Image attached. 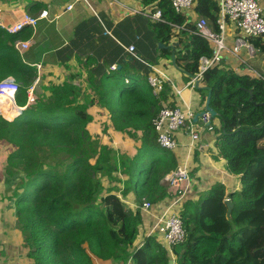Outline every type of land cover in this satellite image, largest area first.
Segmentation results:
<instances>
[{"label": "trees", "instance_id": "obj_1", "mask_svg": "<svg viewBox=\"0 0 264 264\" xmlns=\"http://www.w3.org/2000/svg\"><path fill=\"white\" fill-rule=\"evenodd\" d=\"M139 1L161 9L163 20L149 19V26L158 42L177 40L175 65L187 83L198 73L200 58L213 55L211 44L193 33V18L176 12L169 0ZM193 9L217 28L220 0H195ZM23 31L10 33L0 25V80L13 75L20 82L16 106H26L15 119L0 109V146L7 162L5 192L14 201L29 260L170 264L174 256L175 264H264L263 77L224 62L203 73L195 90L204 102L207 87L211 90L210 104L217 112L212 121L219 122L213 131L216 158L240 178V188L227 194L218 183L197 202L185 201L179 208L187 230L184 243L169 250L155 235H146L135 246L143 213L124 198L133 193L139 202L161 203L170 197L165 177L178 167L175 151L160 145L152 123L162 101L174 95L173 88L166 83L156 97L147 64L142 72L127 60L99 75L94 71L98 61L89 57L85 66L93 95L86 101H79L83 90L73 77L49 85L47 92L35 89V101L28 103L38 71L16 47L30 36ZM263 36L253 39L262 53ZM158 50L172 58L171 48ZM226 198L234 203L229 217Z\"/></svg>", "mask_w": 264, "mask_h": 264}, {"label": "crops", "instance_id": "obj_2", "mask_svg": "<svg viewBox=\"0 0 264 264\" xmlns=\"http://www.w3.org/2000/svg\"><path fill=\"white\" fill-rule=\"evenodd\" d=\"M261 4L264 8V0H261ZM69 5L72 7L68 8ZM143 6L139 0H0V25L14 26L25 14L38 16L42 9L49 11L48 17L40 20L37 27L26 25L23 28V32L29 33L30 36L22 41L29 42L30 45L28 49L20 52L23 55L25 51L32 50L29 58L24 59L36 68V64L41 65V68L37 69L38 83L43 80V83L59 84L74 77V83L84 87L81 93L83 97L92 96V90L87 82L89 68L85 66V61L89 57H94L98 61L94 71L99 75L107 67L112 69V66L116 65L119 68L127 60H131L144 72L147 68L145 62H148L165 70L174 85L184 88L182 99L178 100L173 95L168 99L170 104L185 106L190 103L197 111L202 110L206 100L204 102L202 95L195 89L186 87L188 82L184 81V73L176 67L173 58L161 55L158 50L159 42L149 26V19L144 14L135 12ZM186 13L194 21L201 17L193 8ZM235 35L232 28L227 32L229 45L233 44ZM262 39L264 40V36ZM174 41L177 42V40L172 42ZM130 45L135 46V52L141 59L134 58L128 52L127 48ZM241 55L247 57V51L243 50ZM228 61L234 69L237 68L236 71H243L247 67L240 65L234 56H230ZM248 63L257 72L255 75L264 78V53L259 52ZM172 83H169L170 86ZM14 103L16 105L15 101ZM19 108L20 106L17 111ZM214 123L219 122L215 120ZM177 137L180 142L175 151L178 166L188 164L192 186L186 196L172 207L173 209L179 210L187 200L197 202L218 183L225 185L227 194L239 189L240 178L227 171L224 160L216 158L218 150L215 146L214 132L203 133L198 147L193 151L189 147L190 137L187 129L181 130ZM5 190V182L1 180L0 264H15L19 260L29 258L22 247L20 232L17 229L14 201ZM136 200L131 193L129 201ZM173 202V197H168L155 204L148 212H142L140 232H144V236L141 240L136 239L135 246L142 244L144 237L151 233L157 223L158 217ZM172 260L175 264L174 256Z\"/></svg>", "mask_w": 264, "mask_h": 264}, {"label": "built area", "instance_id": "obj_3", "mask_svg": "<svg viewBox=\"0 0 264 264\" xmlns=\"http://www.w3.org/2000/svg\"><path fill=\"white\" fill-rule=\"evenodd\" d=\"M178 13H185L192 9L195 5V0H169ZM69 5L68 8H71ZM135 12L144 14L151 20H163L162 11L157 5L143 6L142 9H136ZM49 11L42 9L38 16L25 14L22 20L14 26H2L10 33L21 31L26 25L37 27L40 20L47 18ZM176 30H186L185 25L170 23ZM216 26L211 23L209 18L205 16L195 20V29L193 33L203 37L211 44L213 55L211 57L202 56L200 58L199 71L195 77L188 81L186 87L195 89L196 80L200 79L203 73L215 64L224 62L229 65V57L234 56L240 65H246L248 72L257 74L255 69L249 65L248 61L255 58L260 50L255 46L253 39L264 35V8L261 0H220V15L216 20ZM236 33L232 45L227 42V32L230 29ZM188 30V29H187ZM29 42L18 40L16 47L20 51L29 48ZM135 46H128V52L136 59H141L135 52ZM247 51V57H243L242 51ZM150 67L148 81L153 89L156 97L160 96L166 83H172L169 74L157 65L145 62ZM37 69L41 68L40 64H36ZM116 65L112 69H116ZM237 69V68H235ZM128 81V80H126ZM39 82V78L28 89L29 101H35L34 91ZM174 95L178 100L182 99L184 88H179L172 83ZM20 88V82L15 77L6 76L0 80V93L8 94L13 97L16 102V95ZM163 106L158 114L153 118L152 123L157 132V140L161 146L176 151L180 144L178 133L187 129L190 137V150H195L201 140L202 134L213 132L215 123L209 112L194 120L195 114L198 112L190 103L181 106L175 104L171 106L169 100L162 101ZM21 107V106H20ZM26 107V106H25ZM205 109V107L203 108ZM165 181L169 184L170 197H173L174 202L166 207L162 214L158 217L157 223L154 225L149 235H155L159 242L171 250L172 246L184 243L187 239V230L184 226L183 218L179 210L173 209L177 203L186 196V193L192 186L191 170L187 163L179 165L175 170L168 173ZM229 199V198H226ZM126 202L133 208H138L142 212H148L155 207L151 201L143 198L141 202H131L125 199ZM141 246V245H139ZM15 264H34L31 260H19ZM130 264V263H129Z\"/></svg>", "mask_w": 264, "mask_h": 264}, {"label": "rangeland", "instance_id": "obj_4", "mask_svg": "<svg viewBox=\"0 0 264 264\" xmlns=\"http://www.w3.org/2000/svg\"><path fill=\"white\" fill-rule=\"evenodd\" d=\"M32 50L31 51H25V53H23V57H26V58H29V55L31 54ZM41 80V79H40ZM52 82H45L43 83V80L37 84V87L36 89H39V90H43V92H47L46 88L51 85ZM84 88V87H83ZM83 88H81V91L83 90ZM82 93V92H81ZM92 94V93H91ZM90 96V95H89ZM86 97V96H85ZM83 97L81 99H79V101H86L87 99ZM91 97V96H90ZM12 98V96L10 97V99ZM1 102V105L2 107H0V109L7 115H10V116H14L18 111V109H15L14 108V105H13V102L11 103H4V100H0ZM3 102V103H2ZM18 106V105H17ZM2 114V113H0ZM3 115V114H2ZM17 115V114H16ZM17 117V116H16ZM15 117V118H16ZM3 118H6L8 120L12 119V118H7V117H3ZM4 148L0 146V178L2 181H4V175H5V172H4V168L3 166H5L7 164L6 162V158H5V154L3 152ZM52 162V161H51ZM108 184V183H106ZM240 188V186H239ZM142 236H144V232H140L139 233V236L137 237L138 240H141L142 239ZM130 263V260L128 262V264Z\"/></svg>", "mask_w": 264, "mask_h": 264}, {"label": "water", "instance_id": "obj_5", "mask_svg": "<svg viewBox=\"0 0 264 264\" xmlns=\"http://www.w3.org/2000/svg\"><path fill=\"white\" fill-rule=\"evenodd\" d=\"M178 46V42L174 41L172 43H170L169 45H164L163 43L159 42V47L162 48V47H167V48H171L173 50V54H172V58H173V62L174 64L176 63L175 61V47ZM9 77H14L13 75H9ZM192 78L195 77V75H192L191 76ZM200 83V79H197L196 80V85H198ZM195 85V86H196ZM208 90H209V93H208V96H207V99H206V103H205V109H202L200 111H198L195 116H194V120L197 121L198 120V117L200 115H203L205 114L206 112H209L211 117L214 118L216 115H217V112L216 110L211 106L210 104V101H211V90L209 87H207ZM252 92V91H251ZM26 107H20V113L17 115L19 116L22 112L23 109H25ZM15 119V118H14ZM225 203L227 204L228 206V212H227V216L229 217L233 208H234V203L230 200V199H225ZM174 263V260H170V264H173Z\"/></svg>", "mask_w": 264, "mask_h": 264}, {"label": "bare ground", "instance_id": "obj_6", "mask_svg": "<svg viewBox=\"0 0 264 264\" xmlns=\"http://www.w3.org/2000/svg\"><path fill=\"white\" fill-rule=\"evenodd\" d=\"M10 97H11V95H8V94H2V93H0V100H4V103H11V102H13V105H14V108L15 109H18V107L15 105V103H14V101L15 100H13V97L10 99ZM3 103V102H2ZM20 113V108H19V111L16 113V114H19ZM16 114L14 115V116H10V115H6V116H9V117H11L12 119L13 118H15V116H16ZM5 115V114H4Z\"/></svg>", "mask_w": 264, "mask_h": 264}]
</instances>
